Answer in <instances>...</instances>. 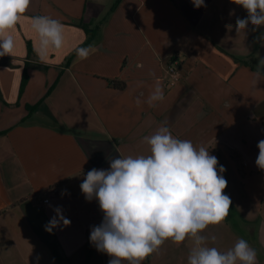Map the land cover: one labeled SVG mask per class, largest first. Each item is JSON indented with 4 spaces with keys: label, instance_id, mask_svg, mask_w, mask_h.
I'll list each match as a JSON object with an SVG mask.
<instances>
[{
    "label": "crops",
    "instance_id": "crops-1",
    "mask_svg": "<svg viewBox=\"0 0 264 264\" xmlns=\"http://www.w3.org/2000/svg\"><path fill=\"white\" fill-rule=\"evenodd\" d=\"M205 5L31 0L5 33L15 47L0 62V264H108L89 240L103 213L80 184L92 168L108 169V160L150 154L143 137L162 123L173 136L205 146L225 168L232 203L225 220L203 233L217 237L209 246L224 252L244 238L257 251L243 230L264 245V170L255 164L264 139V39L251 26L237 32L222 2ZM36 16L64 25L63 45L44 56L36 51ZM89 46L86 58L77 56ZM176 61L180 80L172 83L167 68ZM156 78L164 100L138 108L135 99H146ZM54 206L71 224L50 234L44 225ZM192 245L166 241L143 264H187ZM257 264H264L258 253Z\"/></svg>",
    "mask_w": 264,
    "mask_h": 264
},
{
    "label": "clouds",
    "instance_id": "clouds-1",
    "mask_svg": "<svg viewBox=\"0 0 264 264\" xmlns=\"http://www.w3.org/2000/svg\"><path fill=\"white\" fill-rule=\"evenodd\" d=\"M247 13L237 17L235 30H256L264 26V0H231ZM31 0H0V57L11 55L15 43L5 35L15 28L26 13ZM194 7H206L204 0H192ZM32 28L39 36L38 55L63 45L64 25L49 16L32 17ZM94 49L77 48L80 58ZM264 65V59L259 61ZM154 75V74H153ZM259 75V74H258ZM165 98L163 85L156 78L148 97H137L135 105L155 107ZM150 148L148 155L118 156L108 160V169L89 170L80 189L89 202L96 200L103 213L102 222L92 226L90 242L98 252L106 253L108 264H143L170 241L180 245L193 242L187 264H257L256 250L244 238L224 252L209 246L215 242L203 233L210 225H219L229 214L231 199L224 194L227 180L225 168L205 146H195L190 140L173 136L166 123L143 141ZM259 149L256 166L264 170V139ZM67 194V189L61 195ZM55 213L44 225V230L67 227L71 220L63 214L62 206H54Z\"/></svg>",
    "mask_w": 264,
    "mask_h": 264
},
{
    "label": "rangeland",
    "instance_id": "rangeland-1",
    "mask_svg": "<svg viewBox=\"0 0 264 264\" xmlns=\"http://www.w3.org/2000/svg\"><path fill=\"white\" fill-rule=\"evenodd\" d=\"M212 1L215 3L216 2H220V3L222 2L224 5L228 6L229 7L228 16H229V18H231V20H236L237 17L243 18L247 15L246 11L240 5H237L233 2H231V0H212ZM204 2H207V0H204ZM253 31L257 36H259L260 40L264 39V26H260L259 28H257L256 30H253ZM231 223L233 225L238 226V227L239 226L242 227V225L239 224L237 221H233ZM233 227H235V226H233ZM243 232H244V234L246 233L245 236H247V238H249L253 243L255 242V244L257 246L256 252L259 254L260 258L263 259V261H264V245H262V243L258 242V240L256 238H255V241H253L252 235L249 234L248 230H243ZM263 235H264V233H263Z\"/></svg>",
    "mask_w": 264,
    "mask_h": 264
},
{
    "label": "built area",
    "instance_id": "built-area-1",
    "mask_svg": "<svg viewBox=\"0 0 264 264\" xmlns=\"http://www.w3.org/2000/svg\"><path fill=\"white\" fill-rule=\"evenodd\" d=\"M167 75L169 76L172 83H177L180 80V74L177 69V61L173 62L168 68H167ZM50 196L55 194L56 188H51L48 190ZM50 201L49 198L44 199V203L48 204Z\"/></svg>",
    "mask_w": 264,
    "mask_h": 264
},
{
    "label": "trees",
    "instance_id": "trees-1",
    "mask_svg": "<svg viewBox=\"0 0 264 264\" xmlns=\"http://www.w3.org/2000/svg\"><path fill=\"white\" fill-rule=\"evenodd\" d=\"M83 28H85L86 26L85 25H81ZM0 62H2L3 64H6L8 62V60L6 58H3V57H0ZM26 82H27V75H25L24 77V80H23V85H22V89H24L25 85H26ZM111 85H113L115 88H118V89H124L125 88V84L123 83H119V82H116V81H111ZM30 110H36V107H31Z\"/></svg>",
    "mask_w": 264,
    "mask_h": 264
}]
</instances>
